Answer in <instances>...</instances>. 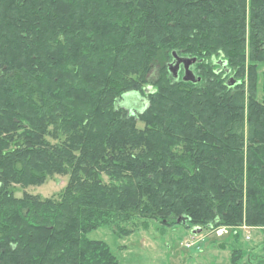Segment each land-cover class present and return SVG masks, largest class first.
Instances as JSON below:
<instances>
[{
  "label": "trees",
  "instance_id": "obj_1",
  "mask_svg": "<svg viewBox=\"0 0 264 264\" xmlns=\"http://www.w3.org/2000/svg\"><path fill=\"white\" fill-rule=\"evenodd\" d=\"M247 39L264 61V0H0V264H118L87 233L135 217L264 241V83L259 99L224 80ZM172 51L230 71L173 78ZM133 91L146 107L128 116ZM54 173L56 197L14 194Z\"/></svg>",
  "mask_w": 264,
  "mask_h": 264
},
{
  "label": "rangeland",
  "instance_id": "obj_2",
  "mask_svg": "<svg viewBox=\"0 0 264 264\" xmlns=\"http://www.w3.org/2000/svg\"><path fill=\"white\" fill-rule=\"evenodd\" d=\"M220 58L222 56L219 54L211 58L206 56L207 64L195 65L194 72H201L204 78L212 77L219 68L217 60ZM228 65L231 66V71L226 74L224 80L231 75L240 78L244 81L246 94H253L260 99L263 95L264 61L256 63L252 59L249 39L245 42L240 66L231 60ZM156 73L155 68H152L148 76L153 79ZM182 74L183 70L179 74L180 78ZM216 74L223 77L222 70ZM152 86L148 83L145 88L147 90ZM128 92L117 104L129 113L130 109L144 105L146 91L130 92V97ZM137 125L142 127L143 122L138 120ZM66 181L67 175L54 173L39 184L17 185L13 191L17 196L25 191L56 197ZM134 221L137 226L127 235H117L112 227L101 226L88 232L87 236L106 241L116 255L118 264H231L232 256L236 255L239 256L236 264H260L264 258L262 228L249 226L244 222L238 225L206 226L190 222L162 225L157 220L144 217H135ZM128 226L131 227V224ZM197 227H200V231ZM220 227L225 231L217 234L216 231Z\"/></svg>",
  "mask_w": 264,
  "mask_h": 264
},
{
  "label": "water",
  "instance_id": "obj_3",
  "mask_svg": "<svg viewBox=\"0 0 264 264\" xmlns=\"http://www.w3.org/2000/svg\"><path fill=\"white\" fill-rule=\"evenodd\" d=\"M196 61H200V59H197L196 56L180 55L177 52L172 51V57L167 63V69L173 78H179V71H180V67L182 66L183 74L181 76V79L185 81L195 82L196 80L200 79V76H197L192 69V65ZM217 63L219 64L218 69H223L225 73H228L230 71V68L229 66H227V62L224 58H220L219 60H217ZM236 82L237 79L233 78L232 76H229L226 80V84H228L229 86L235 84ZM145 107H146V102L141 108L130 109L128 116L131 115L136 116L135 111L141 112ZM177 221L180 222V219L177 218ZM186 221L187 219L185 218L183 219L182 222H186ZM196 229L200 231V227H197Z\"/></svg>",
  "mask_w": 264,
  "mask_h": 264
},
{
  "label": "flooded vegetation",
  "instance_id": "obj_4",
  "mask_svg": "<svg viewBox=\"0 0 264 264\" xmlns=\"http://www.w3.org/2000/svg\"><path fill=\"white\" fill-rule=\"evenodd\" d=\"M194 67H195V64L192 65V69H193V71H194ZM181 70H182V66L180 67L179 74H180ZM220 70L223 71V69H217L216 71L219 72ZM195 74H196V73H195ZM196 75L199 76L198 74H196ZM223 76H224V75H223Z\"/></svg>",
  "mask_w": 264,
  "mask_h": 264
},
{
  "label": "built area",
  "instance_id": "obj_5",
  "mask_svg": "<svg viewBox=\"0 0 264 264\" xmlns=\"http://www.w3.org/2000/svg\"><path fill=\"white\" fill-rule=\"evenodd\" d=\"M224 231H225L224 228L220 227L217 229L216 232H217V234H222Z\"/></svg>",
  "mask_w": 264,
  "mask_h": 264
}]
</instances>
